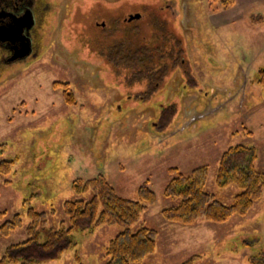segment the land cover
Returning <instances> with one entry per match:
<instances>
[{
    "label": "rangeland",
    "instance_id": "374dc122",
    "mask_svg": "<svg viewBox=\"0 0 264 264\" xmlns=\"http://www.w3.org/2000/svg\"><path fill=\"white\" fill-rule=\"evenodd\" d=\"M45 1L38 57L0 63V162L14 161L10 173L0 172V213L24 221L10 236L0 235V259L27 239L30 206L46 212L48 226L58 229L69 222L67 200L92 196L77 195L73 182L102 174L124 198L137 200L146 182L157 196L132 227L159 233L156 253L143 264H183L195 255L203 256L196 264H264V193L246 216L221 224L187 226L162 216L177 204L164 195L173 168L190 174L208 166L206 190L225 205L234 203L240 188L215 182L224 151L255 146L264 171V85L258 82L264 0L231 11L213 10L209 0ZM135 14L141 18L129 25L143 35L158 24L173 33L174 66L154 91L146 77L99 51L104 33ZM123 230L103 225L75 231L61 259L37 264H104V248Z\"/></svg>",
    "mask_w": 264,
    "mask_h": 264
},
{
    "label": "trees",
    "instance_id": "16d2710c",
    "mask_svg": "<svg viewBox=\"0 0 264 264\" xmlns=\"http://www.w3.org/2000/svg\"><path fill=\"white\" fill-rule=\"evenodd\" d=\"M237 0H209L215 10H228ZM133 22V21H132ZM124 26L113 33H104L99 40V51L114 65L129 69L135 76L146 77L150 91H154L174 66L172 59L177 50L171 48L172 32H166L165 24H158L156 32L147 35L137 27L124 22ZM180 52V51H179ZM111 53V55H109ZM258 82L264 85V67L259 71ZM68 103L73 104L72 94H68V84H61ZM252 134L251 132H248ZM259 154L255 146L238 144L229 147L220 158L216 173V184L221 188L237 186L240 192L231 205L223 204L217 196L206 190L209 179L208 166H199L190 174L171 169L174 178L164 190L167 198L177 204L162 211L165 220L171 223L191 226L201 220L221 224L233 216H246L264 193V171L258 167ZM14 161L0 162V172H11ZM77 195L91 193L89 199L67 200L63 209L69 222H62L60 228L48 226L46 212L27 209L30 220L25 229L27 239L13 244L0 259V264H37L61 259L72 246L71 236L75 231H94L103 225H121V231L104 248V264H143L144 260L156 253L159 233L156 229L141 225L133 231L142 214L157 200L155 192L144 183L138 191V199L124 198L117 193L104 175L84 180L77 179L72 184ZM7 212L0 213V235L8 237L24 227L20 214L11 218ZM203 258L195 255L183 264H196Z\"/></svg>",
    "mask_w": 264,
    "mask_h": 264
},
{
    "label": "flooded vegetation",
    "instance_id": "af4514ba",
    "mask_svg": "<svg viewBox=\"0 0 264 264\" xmlns=\"http://www.w3.org/2000/svg\"><path fill=\"white\" fill-rule=\"evenodd\" d=\"M48 8L45 0H0V63L11 66L38 57L37 29L41 13ZM3 29L15 33L4 40ZM26 51L28 55L22 57Z\"/></svg>",
    "mask_w": 264,
    "mask_h": 264
},
{
    "label": "water",
    "instance_id": "95a60500",
    "mask_svg": "<svg viewBox=\"0 0 264 264\" xmlns=\"http://www.w3.org/2000/svg\"><path fill=\"white\" fill-rule=\"evenodd\" d=\"M140 18H141V14L130 15L128 18V22H132V21L138 20ZM3 31L5 32V36L3 37L4 40H9V36L14 35V33H15V30H12V29H8V30L3 29ZM21 31H22V29L20 30V32ZM28 53H29V51H26L25 53H23L22 57L27 56Z\"/></svg>",
    "mask_w": 264,
    "mask_h": 264
},
{
    "label": "crops",
    "instance_id": "0c3cea01",
    "mask_svg": "<svg viewBox=\"0 0 264 264\" xmlns=\"http://www.w3.org/2000/svg\"><path fill=\"white\" fill-rule=\"evenodd\" d=\"M254 1H257V0H237L236 5L234 7H232L231 9H228L227 11H231L232 9L235 10L236 8H238V6H240L241 2H243L245 4V6L248 7ZM229 14L233 15L234 13H229Z\"/></svg>",
    "mask_w": 264,
    "mask_h": 264
}]
</instances>
